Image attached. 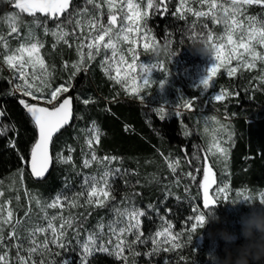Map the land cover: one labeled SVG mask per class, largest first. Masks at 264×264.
<instances>
[{
	"label": "snow or ice",
	"instance_id": "snow-or-ice-1",
	"mask_svg": "<svg viewBox=\"0 0 264 264\" xmlns=\"http://www.w3.org/2000/svg\"><path fill=\"white\" fill-rule=\"evenodd\" d=\"M4 3L9 4L14 11L0 17V22H5L7 27L6 33L0 30V65L11 73L7 81L10 87L0 92V95L18 99L37 132V138L30 148L29 160L17 147L19 129L15 122H3L8 113L6 107L0 104V137H8L6 146L17 152L22 165L17 170L20 187L9 188L16 195L4 199L5 191L0 188V264H76L77 261L79 264H91V259L97 254L112 257L122 264H130V258L131 264H138L135 259L138 257H143L145 264H171L169 259L161 260L160 257L162 253L178 251L182 246L180 233L174 231V224L168 219L172 210L165 207L162 213L156 204L150 203L143 208L137 205L136 200L142 197V193L136 191L135 187L140 181L133 183L131 178L138 173L134 169L115 166L122 164L121 157L97 154L96 146L101 143L102 131L95 120L81 130L84 145L79 168L73 157L76 152L74 147L69 145L65 150L52 151L54 138L71 126L75 119L74 98L67 94L74 87L75 77L81 72L86 73L92 62L102 57L99 66L104 75L121 85L126 93L142 100L141 90L156 83L150 78L151 70L157 69L167 74L164 61L155 57L151 50L157 45L172 46L175 36L172 31H167L160 39L152 35L147 26V20L152 16L163 18L170 14L174 19L186 21L190 14L196 18L187 25L188 38L204 41L214 49V63L200 81L204 90L214 86V77L221 69H225L231 78H236L241 70L256 69L258 61L264 63V52L260 50L264 49V19L247 15V9L253 5L264 9V0H195L199 8L192 6L193 0H177L174 10L169 7L172 0H4ZM23 16L32 19L22 25ZM202 17L210 19L212 24L222 25L223 33L214 36L207 23L201 25V32H197L196 25ZM22 26L27 29L26 32H21ZM37 29L44 36L55 38L51 45L53 50L60 44L75 49L77 59L71 62L64 60L61 64L64 70L72 69L64 83L53 86L56 66L47 63L42 52L45 43L37 34ZM10 38L18 41L15 47L11 46ZM124 44L128 45L126 50L121 47ZM141 50L145 55L154 57L156 63L143 64L140 60ZM174 54L172 51L168 58L171 59ZM259 79L264 83V75ZM160 83L162 86L163 81ZM237 95L238 92L221 89L213 100L222 102ZM75 99H79L84 106L95 103L91 97L77 96ZM181 109L194 111L195 98L185 99L176 105L172 110L176 117L183 116ZM153 111L161 120L170 114L165 107ZM209 119L220 124L215 117L206 119V133ZM219 131L227 139L213 135L212 143L204 153L199 146L192 152L183 150L188 164L199 162L198 167L185 175L195 179L193 173L202 172L203 176V182L199 185L202 189V208L194 207V215L188 218L193 221L190 225L193 232L205 225V210L218 201L236 203L244 200L264 205V192L254 196L248 190H243L230 199V186L218 185L208 157L219 154L226 163L229 149L224 144L233 139V131L227 124H220ZM8 133L12 135L8 136ZM183 135H192L187 125H184ZM165 160L175 177L170 184L179 186L181 179L176 176L180 168L179 159ZM54 163L71 166V171L81 177L80 190L68 191L71 183L66 178L65 190L51 199L42 200L25 185L24 170L30 166L31 176L43 179ZM94 166L97 169L95 174H85L81 170ZM117 179L125 190L116 188ZM213 185H217L214 188L215 195L211 191ZM128 188L133 190L128 192ZM118 191H121L119 198ZM162 191L164 200L160 203L164 206L173 194L169 185H162ZM21 192L24 204H21ZM13 200L16 208L13 207ZM78 208H84L85 212H72ZM17 209L23 211V216L18 214ZM97 209L106 210L107 219L101 216L95 225L85 228L84 224ZM66 211L69 213L67 216L64 215ZM145 220H153L154 223L159 221V225L146 232ZM69 231L73 233L71 239L68 237ZM73 241L75 248L71 247ZM13 250L14 257L11 255ZM77 251L74 260L66 255ZM61 256L63 258L58 261L57 257Z\"/></svg>",
	"mask_w": 264,
	"mask_h": 264
},
{
	"label": "trees",
	"instance_id": "trees-1",
	"mask_svg": "<svg viewBox=\"0 0 264 264\" xmlns=\"http://www.w3.org/2000/svg\"><path fill=\"white\" fill-rule=\"evenodd\" d=\"M169 7L173 9L172 3ZM253 8L261 9L260 6H253ZM10 9L9 4L0 0V14ZM25 17L27 21L32 19ZM149 21L156 23V32H158L159 27L173 28L179 20L169 14L163 18L152 16ZM23 28L22 26L21 29ZM37 32L40 33V30L37 29ZM53 42L54 37L48 35L42 52L47 63L50 66L53 64L56 66L52 81V84L56 86L67 81L72 71L71 68L62 69V61L71 62L76 60L77 56L74 48L70 49L63 44L53 50L51 47ZM99 64L100 59L97 57L86 73L81 72L75 77L74 87L68 95L74 99L77 96L91 97L95 103L84 106L79 99H75V121L55 139L53 152L65 150L66 146L75 144L74 160L79 168L82 157L81 148L84 145L80 132L95 120L102 131L101 143L96 146L97 154L121 157L122 164H117V166L134 169L138 173L131 179L133 183L136 180L140 181L135 190L142 193V197L137 198L142 208L150 203L156 204L162 213L165 207L170 208L172 213L168 217L177 227L184 229L190 221L188 218L193 215L192 204L202 207V193L199 186L202 175L195 176V179H190L185 175L195 166L186 162V154L183 150L187 149L188 152H192L199 146L201 152L204 153L209 146L213 128H217L218 134L227 139L225 134L219 131L217 124L213 122H208V132H205L206 117L202 111L204 113L216 112L228 119V122H221L227 124L233 131V139L230 143H225L229 149L227 162L209 157L215 168L217 183H227L232 195L243 189H249L254 196L264 192V83L260 82L254 69L241 70L236 78L227 75L218 77L216 87L223 84L227 90L239 93L222 102L214 101L210 91L202 93L199 89L177 81L174 89L169 93L172 103L164 106L170 114L166 119L161 120L153 111L159 108L161 102L153 107L139 100L129 99L120 85L104 75ZM10 77V72L0 65V92L10 87L7 82ZM176 90L178 97L173 94ZM193 98H195V110L182 111L183 116L176 117L172 111L175 106L183 103L185 99ZM30 102L34 103V101ZM0 104L6 107L8 113L3 118V122L9 124L15 122L19 129L17 147L19 152L29 159L30 148L37 138V132L26 117L17 98L0 95ZM105 109H110V111ZM184 125H187L192 132L191 136L183 135ZM11 135L12 133H8V136ZM7 139V136L0 137V188L5 191L4 199L16 195L15 192L9 191V188L20 187L17 170L22 166L17 152L6 146ZM65 153L67 154L66 151ZM175 157L182 161L184 173H181L179 169L177 175L182 177L185 185L184 188L179 189V193L173 192V195L167 199L166 205L161 206L160 202L164 200L162 185H169L170 181L175 179L167 167L165 158L174 159ZM66 178L70 183H76L79 178L71 171L70 165L55 163L49 178L40 182L31 176L29 167H25L24 170L25 185L32 194L42 200L51 199L58 192L65 190ZM115 186L118 190H125L119 179L115 181ZM132 190L131 188L126 189L128 192ZM192 191L195 192V197ZM118 194H121V191H118ZM20 195L21 204H24L23 192ZM256 204L259 206L258 214H264V205L258 202ZM13 207L16 208L15 200H13ZM215 208V218L203 228L196 229L193 235L191 234V239L188 237V231L183 232L187 235L186 239L178 251L172 252L174 255H171L169 259L172 264H219L217 258L221 261L228 255L235 258L239 249L249 244L245 234L247 224H244L241 216L234 209L224 207L220 203H216ZM17 211L20 216H23L22 210L17 209ZM100 213V209L95 210L89 219H95V216ZM158 225L159 221L154 223L153 220H145L144 230L148 232ZM216 229L220 230L222 236L219 245L212 250L209 235ZM202 234L204 239L198 243L194 238ZM254 235L259 237V233H254ZM230 236L234 239L229 242ZM135 259L140 264L142 257ZM91 264H122V262H117L114 258L103 254H97L91 259Z\"/></svg>",
	"mask_w": 264,
	"mask_h": 264
},
{
	"label": "rangeland",
	"instance_id": "rangeland-1",
	"mask_svg": "<svg viewBox=\"0 0 264 264\" xmlns=\"http://www.w3.org/2000/svg\"><path fill=\"white\" fill-rule=\"evenodd\" d=\"M176 3H177V0H172L173 10H174V8L176 6ZM192 6L196 7V8H199V5L195 3V0H193ZM253 6H258V5H253ZM253 6H251V7H249L247 9V15L258 16V17L264 19V9H262V8L261 9L253 8ZM9 7L11 9L8 12H3L2 14H0V17H5L7 13L14 11V9L10 5H9ZM195 19H196L195 17H193V16H191L189 14L187 16L186 21L179 20L177 22V24L174 25L173 28H170V27H159L158 28V32H156V28H157L156 23L155 22L151 23V21H149V19L147 20V26L151 30V34L154 35L157 39H160V38L164 37V35H165V33L167 31H172V32L175 33V36L173 37V41L174 42H173V44L171 46L172 51L175 54L171 57V59L168 58V55H162V57L159 58L160 60L164 61V66L167 69V74H165L164 72H161V71H159L157 69H152L151 70L150 78L152 80L156 81V83H153V84H151L150 87H145V88H143L141 90L142 94H143L142 100H140L138 98V96H134V95H131V94L127 93V95L129 96V99H136V100H139L142 103H145L147 105H152L153 107L158 106V104H160V102H161L162 104L159 105L158 107H164L165 105H169V104L172 103L171 98L169 96V93L171 92V90L174 89L177 81L181 82V83H185L186 85H188V86H190V87H192L194 89H199L202 93L210 91L212 98L217 94V92L219 90L227 89L223 84L220 87H216L217 86L216 83H217L218 77H220L221 75H227L225 69H221V71L217 74V76L214 77V86L212 88H210L208 90H204L202 88V86L200 85V81L205 77L207 69L209 67H211V65L214 63V61H213L212 57H202L199 54H197L196 51L194 50L193 46H192V39L188 38V35H187V32H186L187 25L191 24L193 22V20H195ZM176 20H178V19H176ZM24 22H27V18L25 16L22 17L21 24L23 25ZM204 23L209 24V27L212 29V32H213L214 36H219V35H221L223 33V26L222 25L212 24L210 19L203 18V17L199 18V21H198V23L196 25V31L197 32H201L202 31L201 25L204 24ZM0 25H1V30L6 33L7 32L6 23L5 22H0ZM51 26L52 25H50V27ZM26 31H27V29L25 27L23 29H21L22 33L26 32ZM37 34L40 36L41 40H43V42L45 43L47 36H44L42 34L41 30H40V33L37 32ZM10 43H11L12 47H15L18 44V41L12 40L10 38ZM121 47L126 50L128 45L124 44V45H121ZM260 50L262 52H264V49H260ZM98 58L100 60L102 59V57H98ZM140 60L145 65H151L153 63H156V60H155L154 57H152L150 54L149 55H145L142 50H141ZM254 70L256 71L258 77L260 78L261 75H264V63H261V62L258 61L257 62V68L254 69ZM10 76H11V73H10ZM161 81H163V85L162 86H161V83H160ZM53 86H55V85L53 84ZM173 94L176 97H178V95H179L177 90L175 92H173ZM34 103H37V101H34ZM40 103L42 104V102H40ZM42 106H44V105L42 104ZM181 111H186V110L181 109ZM202 114L205 115L206 119L211 118V117H215V119L218 120L220 122V124H223L221 121L228 122V119L225 116H221V115L217 114L216 112L204 113L202 111ZM209 122H213V121H211L209 119ZM214 124H216V123H214ZM220 124H217V127H220ZM213 135H216L218 138L222 137V136H220L218 134L217 128H213V131L211 132V136H210L211 140L209 142V145L212 143V136ZM80 137L82 138V141L84 142V134H83L82 131L80 132ZM222 138H224V137H222ZM71 146L76 149V145L75 144H72ZM224 146L227 148L226 144H224ZM73 157H74V153H73ZM209 157H211V156H209ZM212 157H215L219 161L223 160L220 157L219 154H217L215 156H212ZM81 159H82V157H81ZM174 159H179V158L175 157ZM179 161H180V168L179 169H181V173H184V169L182 168V161L180 159H179ZM192 164L195 167L199 166V162L198 161H193ZM211 164H212V162H211ZM115 166H117V165H115ZM212 167H213V170L215 172V168H214L213 165H212ZM179 169H178V171H179ZM82 171L85 174H95L97 169L94 166L93 168L82 169ZM191 171H193V169H191ZM199 174L202 175V172H199V173L194 172L193 173L194 176H197ZM176 176L180 177L181 183H180L179 186H175L173 184H169V187L171 188V192L172 193L173 192L174 193H179V189L180 188H184V185H185V182L182 179V177L180 175H177V173H176ZM215 179H216V174H215ZM202 182H203V176H202L201 183ZM80 183H81V177L77 178V182L76 183H71V189H69L68 191H70V192H78L80 190V188H79ZM223 184H227V183H218V185H223ZM216 186L217 185H213V190H211L213 195H215L214 188ZM200 190H201V193H202V189L201 188H200ZM243 190H248V192L250 194L254 195L249 189H243ZM243 190H238L237 192H240V191H243ZM192 194L195 197V192L192 191ZM235 194L232 195L230 190H229L228 196H229L230 199L231 198H235ZM120 195L121 194H118V192H117L118 198H119ZM136 203H137V205L139 207H142L141 203L138 201V199L136 200ZM217 203H220L222 206L227 207L229 209H234V211H236V213H238L241 216L244 224H247L248 220L253 215L258 214L259 206L256 204V202L249 203L247 201L241 200V201H238L236 203H232L230 200H223V201H218ZM215 205H213L209 209L205 210V214L208 215L209 212H212L216 216ZM194 207H200V206H198L196 204H192V209ZM72 212L73 213L85 212V210H84V208H81V209L78 208V209H73ZM64 215L67 216V215H69V213L66 211L64 213ZM193 215H194V213H193ZM101 216H103V217H105V219H107V217H108L107 211L106 210H101V213L99 215H96L95 219H93V220L88 219L87 223L84 224V227L85 228H91L93 225H95L97 223L98 218L101 217ZM81 219H83V217H81ZM168 219L174 224V231L180 233V237H181L180 238V243H181V245H183V242L185 241L186 236H187L183 232L188 231V233H189L188 237L189 236L192 237V235L194 233L193 231H191V227H190V225H191V223H193V221H188L187 222V226L184 229H180L179 227L176 226V224L169 217H168ZM211 221H209L208 223H210ZM198 228H200V227H197V229ZM81 231H83V230H81ZM72 236H73V233L71 231H69L68 237L71 239ZM209 236L211 237L212 250H214L219 245L222 233L220 232V230L216 229ZM81 239H83V236H81ZM194 239L198 243H201L203 241V239H204V235L202 234V235H200V236H198L197 238H194ZM231 239H234V237L230 236L229 237V242L231 241ZM229 242H227V243H229ZM8 243H10V242H8ZM186 243L188 244L189 242L186 240ZM71 247H73V248L76 247L75 241H73V244L71 245ZM57 251H62V250H57ZM11 255L13 257L15 256L14 250L12 251ZM66 255H68L70 260H74L76 255H78V251L76 253H72V252L66 253ZM171 255H174V254H172V252L171 253H166V254L162 253L160 259L161 260L164 259V258L170 259L172 257ZM62 258H63V256L57 257V260L59 261ZM76 264H79V262L77 261ZM140 264H145L143 257L141 259Z\"/></svg>",
	"mask_w": 264,
	"mask_h": 264
},
{
	"label": "clouds",
	"instance_id": "clouds-1",
	"mask_svg": "<svg viewBox=\"0 0 264 264\" xmlns=\"http://www.w3.org/2000/svg\"><path fill=\"white\" fill-rule=\"evenodd\" d=\"M192 46L196 53L202 57H213L214 55L212 46L204 41L194 39ZM151 52L155 57L161 58L162 55L171 54L172 48L170 44L157 45ZM214 217V213L209 212L205 217V224L213 220ZM254 233H259V237L257 238ZM245 234L249 244L239 249L235 258L231 255L226 256L222 261L217 258L219 264H264V214L253 215L248 220Z\"/></svg>",
	"mask_w": 264,
	"mask_h": 264
},
{
	"label": "water",
	"instance_id": "water-1",
	"mask_svg": "<svg viewBox=\"0 0 264 264\" xmlns=\"http://www.w3.org/2000/svg\"><path fill=\"white\" fill-rule=\"evenodd\" d=\"M74 112H75V118H76V102H75V99H74ZM74 121H75V119H74ZM74 121H73V123H74ZM72 123V124H73ZM67 128V127H66ZM65 128V129H66ZM64 129V130H65ZM64 130H62V132L64 131ZM61 132V133H62ZM60 133V134H61ZM59 134V135H60ZM58 135V136H59ZM58 136H56L55 138H54V141H55V139L58 137ZM52 151H53V146H52ZM29 160H30V158H29ZM54 165H55V163L50 167V169H49V171H48V173L46 174V176H45V178H43V179H37V178H34L36 181H38V182H40V181H45L46 179H48L49 178V176L51 175V173H52V171H53V169H54ZM29 172H30V166H29Z\"/></svg>",
	"mask_w": 264,
	"mask_h": 264
}]
</instances>
